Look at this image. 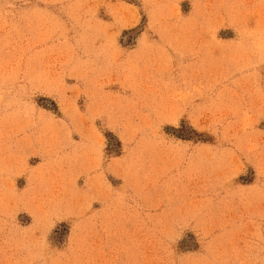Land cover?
Instances as JSON below:
<instances>
[{
	"label": "rangeland",
	"instance_id": "obj_1",
	"mask_svg": "<svg viewBox=\"0 0 264 264\" xmlns=\"http://www.w3.org/2000/svg\"><path fill=\"white\" fill-rule=\"evenodd\" d=\"M0 264H264V0H0Z\"/></svg>",
	"mask_w": 264,
	"mask_h": 264
}]
</instances>
